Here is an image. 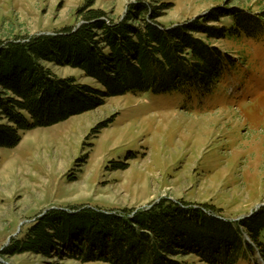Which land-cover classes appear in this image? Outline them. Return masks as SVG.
Segmentation results:
<instances>
[{
  "label": "rangeland",
  "instance_id": "374dc122",
  "mask_svg": "<svg viewBox=\"0 0 264 264\" xmlns=\"http://www.w3.org/2000/svg\"><path fill=\"white\" fill-rule=\"evenodd\" d=\"M87 1L0 0V40L79 25V10ZM136 1L169 4L158 19L166 25L214 8L264 11V0H96L94 8L120 19ZM214 44L235 65L212 94L199 99L149 93L105 97L91 110L23 133L13 148L0 147V250L52 207L137 210L162 199L184 200L215 207L216 215L235 222L264 208V36ZM47 65L60 76L100 86L81 69ZM50 252L7 255L5 260L108 264ZM250 256L251 261L238 264H264L258 252ZM184 260L207 264L197 255Z\"/></svg>",
  "mask_w": 264,
  "mask_h": 264
},
{
  "label": "trees",
  "instance_id": "16d2710c",
  "mask_svg": "<svg viewBox=\"0 0 264 264\" xmlns=\"http://www.w3.org/2000/svg\"><path fill=\"white\" fill-rule=\"evenodd\" d=\"M95 1L79 10V25L0 40V147L13 148L23 133L91 110L105 97L149 93L199 99L212 94L235 65L214 42L264 36V11L214 8L166 25L158 19L167 3L136 1L115 19L94 8ZM47 63L81 69L100 86L60 76ZM70 208L48 209L12 238L0 257L49 255L54 249L85 263L188 264L184 259L197 255L207 264H238L258 252L264 262L263 207L238 222L216 215L208 204L184 200L162 199L137 210Z\"/></svg>",
  "mask_w": 264,
  "mask_h": 264
},
{
  "label": "water",
  "instance_id": "95a60500",
  "mask_svg": "<svg viewBox=\"0 0 264 264\" xmlns=\"http://www.w3.org/2000/svg\"><path fill=\"white\" fill-rule=\"evenodd\" d=\"M52 208H54V207H52ZM0 261L4 262L5 264H8V262L5 259L1 258V257H0Z\"/></svg>",
  "mask_w": 264,
  "mask_h": 264
}]
</instances>
